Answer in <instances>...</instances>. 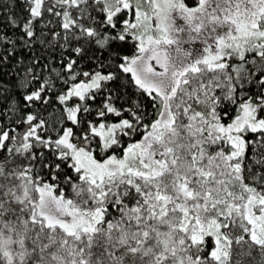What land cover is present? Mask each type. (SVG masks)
Instances as JSON below:
<instances>
[{
    "label": "snow or ice",
    "instance_id": "obj_1",
    "mask_svg": "<svg viewBox=\"0 0 264 264\" xmlns=\"http://www.w3.org/2000/svg\"><path fill=\"white\" fill-rule=\"evenodd\" d=\"M0 264H264V0H0Z\"/></svg>",
    "mask_w": 264,
    "mask_h": 264
}]
</instances>
